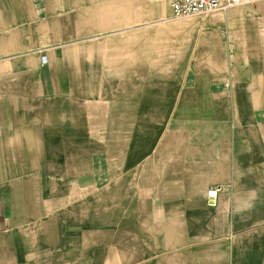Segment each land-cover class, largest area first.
<instances>
[{"label":"crops","instance_id":"obj_1","mask_svg":"<svg viewBox=\"0 0 264 264\" xmlns=\"http://www.w3.org/2000/svg\"><path fill=\"white\" fill-rule=\"evenodd\" d=\"M210 15L0 0V264H264V0Z\"/></svg>","mask_w":264,"mask_h":264},{"label":"built area","instance_id":"obj_2","mask_svg":"<svg viewBox=\"0 0 264 264\" xmlns=\"http://www.w3.org/2000/svg\"><path fill=\"white\" fill-rule=\"evenodd\" d=\"M174 19H183L193 16L210 15L225 12L230 8L251 4L260 0H167ZM45 59H43L44 61ZM218 188L211 187L206 191L209 203L217 197Z\"/></svg>","mask_w":264,"mask_h":264},{"label":"rangeland","instance_id":"obj_3","mask_svg":"<svg viewBox=\"0 0 264 264\" xmlns=\"http://www.w3.org/2000/svg\"><path fill=\"white\" fill-rule=\"evenodd\" d=\"M257 3V2H254ZM251 3V4H254ZM249 5V4H247ZM243 6V5H242ZM217 16L215 15H204V16H193L187 17L180 20H177L178 23H183L184 30L187 32V38L183 37L184 42H188V47L190 52L195 50V46L198 44L203 45L200 43H204L203 36H208V38H214L216 41L218 38L222 41V53H224L226 59L228 60L229 57V39L227 37L221 36L222 33L218 22ZM217 31L219 33H217ZM199 47V46H198ZM95 195V192L93 191Z\"/></svg>","mask_w":264,"mask_h":264}]
</instances>
